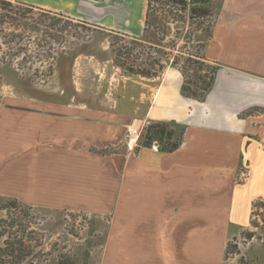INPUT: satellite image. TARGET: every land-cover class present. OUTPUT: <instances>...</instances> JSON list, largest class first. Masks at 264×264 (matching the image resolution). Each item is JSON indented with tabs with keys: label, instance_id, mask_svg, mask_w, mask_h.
I'll use <instances>...</instances> for the list:
<instances>
[{
	"label": "crops",
	"instance_id": "obj_1",
	"mask_svg": "<svg viewBox=\"0 0 264 264\" xmlns=\"http://www.w3.org/2000/svg\"><path fill=\"white\" fill-rule=\"evenodd\" d=\"M14 1L133 37L141 36L146 12L145 0H127L116 13L109 0ZM213 3L204 54L218 71L201 102L181 95L177 69L152 79L126 76L108 46L92 42L58 56L56 90L1 95L0 200L111 216L112 246L100 264H136L133 242L149 241V230L160 234L162 227L163 242L191 252L209 244L222 258L229 233L248 229L253 205L264 203V0ZM127 7L138 9V33L116 27ZM137 120L183 127L181 144L171 153L136 152L137 145L130 151L126 133ZM166 210L175 217L161 227L157 212Z\"/></svg>",
	"mask_w": 264,
	"mask_h": 264
},
{
	"label": "rangeland",
	"instance_id": "obj_2",
	"mask_svg": "<svg viewBox=\"0 0 264 264\" xmlns=\"http://www.w3.org/2000/svg\"><path fill=\"white\" fill-rule=\"evenodd\" d=\"M133 1L137 4L136 0ZM105 4L112 6L116 13L123 11V6H129V1L109 0ZM213 5L216 10L217 6ZM119 16L121 18L115 21L116 27L134 34L139 32L142 21L138 9L127 7L125 13L120 12ZM172 20L169 18L171 31L167 35L158 31V37L164 38L162 44L157 45L156 35H149V52L157 58L161 57L163 64L165 56L162 53L168 54L170 61L176 58L179 60L177 67L182 68L187 57L194 60L201 54L207 35L205 30L210 23L199 19L191 26L177 29L179 25ZM76 22L42 13L37 8L14 0H0V96L21 92L35 96L39 92L56 90L54 74L58 56L83 42L108 46L112 57L109 39L104 32H89ZM208 66L207 63L203 64L201 75L206 74ZM167 67L170 66L165 64V69ZM61 74L65 83L66 74ZM189 75L192 73L189 72ZM99 85L94 83L91 86ZM125 143L126 146L128 143L130 151H134L137 145V142L131 143L127 139ZM239 181L244 182L242 179ZM4 203V200H0V232L5 234V237H0V247L6 237L15 242L21 241L25 254H28L24 264H55L59 258L74 264H100L104 253L111 249V216L48 212L26 207L3 209ZM157 213L160 226L164 218L175 217V211ZM138 217H142L143 223L142 214ZM263 218L264 207H255L251 213L249 230L229 233L226 243L230 244L232 250L226 256L224 253L222 258L220 249L209 246L207 250L209 244L201 243L200 251L191 252L179 243L163 242L165 230L162 226L160 234L149 230V241L133 242L141 257L136 260V264H264V241H261L264 237Z\"/></svg>",
	"mask_w": 264,
	"mask_h": 264
},
{
	"label": "trees",
	"instance_id": "obj_3",
	"mask_svg": "<svg viewBox=\"0 0 264 264\" xmlns=\"http://www.w3.org/2000/svg\"><path fill=\"white\" fill-rule=\"evenodd\" d=\"M95 2H104L108 0H92ZM146 12L143 22L142 33L140 37H133L113 30L94 26L85 22H76L79 27L89 32H104L109 39V49L112 53L113 65L121 70L126 76H139L146 79L158 77L165 69V64L177 69L183 82L180 87V93L183 97L203 101L211 91L218 66L211 65L205 59V45L202 46L201 54L194 60L187 57L184 60V66L178 68L176 58L170 61L168 54L162 53L165 60L161 57H155L149 52L151 43L148 40L149 35L157 36V45L162 44L164 38L158 37V31L167 35L171 31V22L169 18L177 23L179 27L184 28L193 25L196 20H208L210 26L206 27L208 34L216 19V10L213 0H145ZM49 14L48 12H42ZM55 16V15H54ZM58 17V15H56ZM62 17V16H61ZM68 19V18H67ZM71 20V19H70ZM210 20V21H209ZM207 63L208 71L201 75L203 64ZM199 66V68L196 66ZM195 67V68H194ZM189 72L192 75H189ZM256 112H260L255 110ZM254 111L247 112L245 116ZM143 134L137 142L136 152L141 148H156V150L166 153L175 151L181 144L184 128L173 122H152L143 129ZM3 209L10 207H24L21 203L13 199L4 200ZM9 202V203H6ZM264 207V203L257 202L255 207ZM253 225V223H252ZM264 225V218L262 220ZM0 232V237H5ZM104 241V240H103ZM102 241V244H104ZM24 245L21 241H12L6 237L0 247V264H24V259L28 256L24 252ZM230 244L226 243L224 248L225 256L231 253ZM235 248H233V251ZM83 258V257H82ZM55 264H74L71 261H65L63 258L56 260Z\"/></svg>",
	"mask_w": 264,
	"mask_h": 264
},
{
	"label": "built area",
	"instance_id": "obj_4",
	"mask_svg": "<svg viewBox=\"0 0 264 264\" xmlns=\"http://www.w3.org/2000/svg\"><path fill=\"white\" fill-rule=\"evenodd\" d=\"M146 127V124L143 123L141 120H137L134 124H132L126 133V139L131 143L138 142L140 139V132ZM156 149V148H154ZM247 168L248 166L246 163H242L241 165V171L239 174V180L242 179L244 181L247 176Z\"/></svg>",
	"mask_w": 264,
	"mask_h": 264
}]
</instances>
